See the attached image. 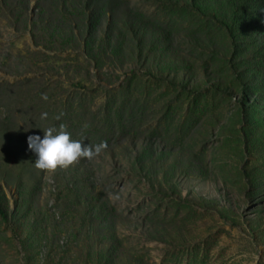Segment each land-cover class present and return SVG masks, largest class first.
Masks as SVG:
<instances>
[{
  "label": "rangeland",
  "instance_id": "374dc122",
  "mask_svg": "<svg viewBox=\"0 0 264 264\" xmlns=\"http://www.w3.org/2000/svg\"><path fill=\"white\" fill-rule=\"evenodd\" d=\"M0 207V264H264V0H0Z\"/></svg>",
  "mask_w": 264,
  "mask_h": 264
},
{
  "label": "clouds",
  "instance_id": "9594fccd",
  "mask_svg": "<svg viewBox=\"0 0 264 264\" xmlns=\"http://www.w3.org/2000/svg\"><path fill=\"white\" fill-rule=\"evenodd\" d=\"M43 98L47 99L46 96ZM46 116L45 113L44 117ZM56 119L59 120L60 117L57 116ZM28 146L37 155L35 167L46 173L55 172L58 168L67 169L81 159L92 160L108 148L106 141L96 145H85L80 140L72 139L71 133L67 131V125L63 123L59 128L45 129L43 138L39 135L29 136Z\"/></svg>",
  "mask_w": 264,
  "mask_h": 264
},
{
  "label": "trees",
  "instance_id": "16d2710c",
  "mask_svg": "<svg viewBox=\"0 0 264 264\" xmlns=\"http://www.w3.org/2000/svg\"><path fill=\"white\" fill-rule=\"evenodd\" d=\"M233 69H234V71H235V73H236V76H237L238 78H240V74H239L238 69H237L236 67H233ZM0 215L2 216L3 219L7 220V217H6V215H5V212L2 210L1 207H0Z\"/></svg>",
  "mask_w": 264,
  "mask_h": 264
}]
</instances>
